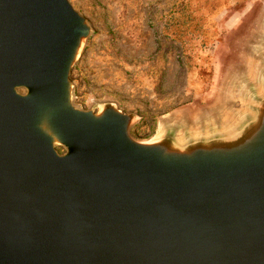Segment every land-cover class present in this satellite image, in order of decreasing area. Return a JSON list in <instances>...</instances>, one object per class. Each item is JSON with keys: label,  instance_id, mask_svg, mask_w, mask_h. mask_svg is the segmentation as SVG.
Returning a JSON list of instances; mask_svg holds the SVG:
<instances>
[{"label": "water", "instance_id": "water-1", "mask_svg": "<svg viewBox=\"0 0 264 264\" xmlns=\"http://www.w3.org/2000/svg\"><path fill=\"white\" fill-rule=\"evenodd\" d=\"M259 22L216 106L138 139L73 102L93 29L70 1L0 0V264H264Z\"/></svg>", "mask_w": 264, "mask_h": 264}, {"label": "rangeland", "instance_id": "rangeland-1", "mask_svg": "<svg viewBox=\"0 0 264 264\" xmlns=\"http://www.w3.org/2000/svg\"><path fill=\"white\" fill-rule=\"evenodd\" d=\"M69 1L93 29L71 69L73 102L113 101L136 113L130 133L138 139L164 117L187 111L195 119L216 106L244 58L241 39L264 15V0Z\"/></svg>", "mask_w": 264, "mask_h": 264}]
</instances>
